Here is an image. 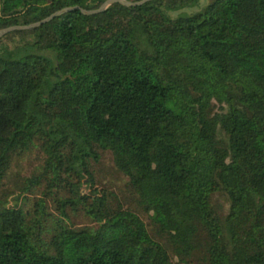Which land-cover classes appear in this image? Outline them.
I'll return each mask as SVG.
<instances>
[{
    "label": "trees",
    "instance_id": "trees-1",
    "mask_svg": "<svg viewBox=\"0 0 264 264\" xmlns=\"http://www.w3.org/2000/svg\"><path fill=\"white\" fill-rule=\"evenodd\" d=\"M97 1L0 0V29ZM198 3L0 37V264H264V0ZM34 148L39 173L10 189ZM104 154L136 207L98 182Z\"/></svg>",
    "mask_w": 264,
    "mask_h": 264
},
{
    "label": "rangeland",
    "instance_id": "rangeland-1",
    "mask_svg": "<svg viewBox=\"0 0 264 264\" xmlns=\"http://www.w3.org/2000/svg\"><path fill=\"white\" fill-rule=\"evenodd\" d=\"M106 0H99L94 2L93 5H98V7L104 3ZM209 0H199L197 6L187 9V12L198 11L202 6H204ZM43 154L38 148L32 149L27 154H24L19 159L12 163V166L8 172V176L5 179L6 184L10 189H18L24 182L26 177H34L39 173L41 164L43 162ZM94 174L98 182L110 188L115 192L119 198L127 204H131L136 207L135 196L128 190L126 186L127 178L120 172H117L111 163L109 154H104L103 158L93 165ZM43 185H36L32 187L33 194L37 199L41 195ZM66 195V194H65ZM47 210L53 215L56 216L59 213L58 203L52 199V197L47 198L46 202ZM70 216L73 219L76 225L89 224L90 219L85 216L81 211L78 214H72Z\"/></svg>",
    "mask_w": 264,
    "mask_h": 264
},
{
    "label": "water",
    "instance_id": "water-1",
    "mask_svg": "<svg viewBox=\"0 0 264 264\" xmlns=\"http://www.w3.org/2000/svg\"><path fill=\"white\" fill-rule=\"evenodd\" d=\"M144 1H147V0H141V1H136V2H131V1H128V0H106L99 7L93 8V9H87V8H84V7H81V6H67V7H64L62 9H59V10L53 12L52 14H50L49 16L41 19L40 21L33 22V23H30V24H25V25H12V26H8V27H5V28H2V29H0V37H2L4 34L10 32V31H13V30L28 29V28H32V27L38 26V25H40V24H42L44 22H47L51 18H53V17H55V16H57V15H59L61 13L67 12V11L79 10L83 14H93V13H98V12L104 11L113 2H119L121 4L130 6V5L140 4V3L144 2Z\"/></svg>",
    "mask_w": 264,
    "mask_h": 264
}]
</instances>
